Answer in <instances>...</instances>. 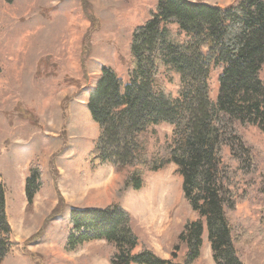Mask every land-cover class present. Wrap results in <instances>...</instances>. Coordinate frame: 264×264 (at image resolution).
Masks as SVG:
<instances>
[{
    "label": "trees",
    "instance_id": "16d2710c",
    "mask_svg": "<svg viewBox=\"0 0 264 264\" xmlns=\"http://www.w3.org/2000/svg\"><path fill=\"white\" fill-rule=\"evenodd\" d=\"M80 1L96 24L86 0ZM155 1L148 19L131 33L126 80L103 66L90 86L86 105L98 136L88 160L93 167L109 163L113 173L122 175L118 199L128 189L139 190L146 173L174 164L181 177L177 207L187 208L196 218L180 227L171 259L140 243L133 217L117 203L70 208L72 232L66 243L73 248L103 241L109 264H181L176 251L183 244V264H191L200 256L206 236L215 264H243L228 214L245 193L247 177L256 171L241 128L254 126L264 134V0H236L226 7L196 0ZM213 72L214 100L208 83ZM176 77L173 95L167 84ZM163 124L172 132L159 143L157 129ZM155 143L159 146L152 152ZM42 175L40 164L30 161L26 210L43 184ZM67 210L59 195L37 238L50 220ZM10 234L0 184V264L11 246Z\"/></svg>",
    "mask_w": 264,
    "mask_h": 264
},
{
    "label": "rangeland",
    "instance_id": "374dc122",
    "mask_svg": "<svg viewBox=\"0 0 264 264\" xmlns=\"http://www.w3.org/2000/svg\"><path fill=\"white\" fill-rule=\"evenodd\" d=\"M196 1L226 7L236 0ZM155 3L86 0L93 25L80 0H0V184L11 230V246L1 264H109L103 241L68 247L72 207L121 205L133 217L140 243L164 259L172 258L183 223L196 218L187 208L177 207L181 177L174 164L146 173L139 190L128 189L118 199L122 175L113 173L109 163L93 167L88 160L98 136L86 105L90 86L103 66L126 80L131 33L148 19ZM261 75L264 79V66ZM216 77L213 72L208 81L212 100ZM167 88L176 95L178 78ZM157 130L161 143L172 127L163 124ZM241 132L252 148L256 171L247 177L245 193L228 216L239 259L264 264V134L254 126ZM30 161L40 164L43 184L26 210ZM153 190L155 197L148 200ZM59 195L69 210L50 220L37 238ZM186 250L180 244L177 262L183 264ZM191 264H215L206 236L200 256Z\"/></svg>",
    "mask_w": 264,
    "mask_h": 264
},
{
    "label": "bare ground",
    "instance_id": "6f19581e",
    "mask_svg": "<svg viewBox=\"0 0 264 264\" xmlns=\"http://www.w3.org/2000/svg\"><path fill=\"white\" fill-rule=\"evenodd\" d=\"M163 191H164V190H163ZM155 192H156V190H155V191H154V190L151 191V196L148 197V200H150V199L152 200V198L155 197V196H154ZM165 193H167V195H168V194L170 193V189H169V190L167 189V191H166ZM164 197H165V196H164ZM148 204H149V203H148ZM148 204H147V205H148ZM163 204H164V203H163ZM165 204H166V203H165ZM161 205H162V204H160V206H161ZM149 206H150V205H149ZM151 207H152V206H151ZM151 207H150V208H151ZM166 207H167V206H166ZM164 208H165V207L162 206V209L158 212V214L155 213L154 215H156V217L160 216V215H161V212H162V210H163ZM165 210H166V209H165Z\"/></svg>",
    "mask_w": 264,
    "mask_h": 264
}]
</instances>
